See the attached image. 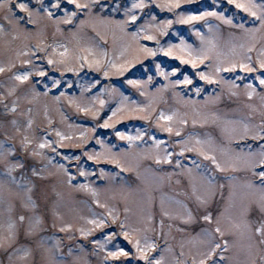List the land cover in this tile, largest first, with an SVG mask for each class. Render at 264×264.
<instances>
[{"label":"snow or ice","instance_id":"6c2138e0","mask_svg":"<svg viewBox=\"0 0 264 264\" xmlns=\"http://www.w3.org/2000/svg\"><path fill=\"white\" fill-rule=\"evenodd\" d=\"M0 53V264H264V0H0Z\"/></svg>","mask_w":264,"mask_h":264},{"label":"rangeland","instance_id":"374dc122","mask_svg":"<svg viewBox=\"0 0 264 264\" xmlns=\"http://www.w3.org/2000/svg\"><path fill=\"white\" fill-rule=\"evenodd\" d=\"M206 0H201V3H205ZM188 7H196V5H191V6H188ZM232 10L230 9V12ZM243 15V14H241ZM176 29H178L185 37L186 39L189 40V42H192L194 41L196 38L194 36L191 35V33L189 32L188 30V27L187 26H184V25H175L174 26ZM206 31V30H205ZM49 40L52 39L51 35H49L48 37ZM58 40H63L62 37H57ZM7 59L6 55L4 53H0V63L4 62L5 60ZM160 59L162 61H164L165 63H169V64H173V65H176L178 64V61H175V60H171L169 58H164V57H160ZM137 68H139V65H137ZM182 68L185 70V71H188L190 74H191V69L188 67V66H182ZM55 76L59 77V73H53ZM7 73L5 74H0V83H6L7 82ZM99 74L95 73L94 71H90L88 70L87 68H85L84 70H82V72L80 73L79 76H76L74 75L73 73H66L65 74V77L64 79L65 80H68V81H73V82H79V84H87L89 80H91L92 78L94 77H98ZM136 75H140L139 72H136ZM123 77H111L110 80H104V83H115L117 87H120L122 91H125L126 94H130L131 97L133 99H137L138 101H144V97H140L139 94L136 92V90L134 88H131V86H127V85H123L122 81H123ZM202 83V82H200ZM103 86V85H101ZM63 91H69L68 89L64 88V89H61ZM218 90V89H217ZM94 91H98V89L94 90ZM209 92L213 91L212 88H209L208 89ZM70 93H75L76 95H79V88L77 87H73L71 90H70ZM53 95H57L58 93L55 92V90H53L52 92ZM105 98L107 99V95L105 94ZM241 99H243V97H241ZM48 103L51 105L52 104V101L51 99L49 98L48 100ZM62 105H63V109L64 111L67 113V115L70 117V122H74L76 124H83V125H86V126H91L92 124V121H91V118L89 117H85L83 116L82 114H76L74 112V110L70 109L67 105V103L65 101H61ZM171 103V101H170ZM226 105L230 108H236L237 105L235 103H232L231 101H228L227 99H225L224 101H222L218 107L221 109V110H225V107ZM22 107H24V103H22L21 105ZM112 106L114 107L115 104L113 103ZM177 107H181V110L182 111H188L189 109H185L183 108L182 106L180 105H175ZM246 112L247 110L246 109H243V107L241 106L240 110L238 112H229V116L231 118H238V117H243L246 115ZM52 115V117L54 118V120L57 122V126L60 127L62 130H67L66 129V126L64 124H61L59 123L60 121V117L59 115L55 112V111H52L50 113ZM104 113L102 112V115ZM256 119V118H254ZM43 121V115H42V112L36 116L35 118V125L34 127L36 128V134L37 136L40 135V133L42 132V130L47 127V125L45 123H42ZM137 127H145L144 125V122L138 120V119H132V120H124L122 121L120 124L117 125V129L118 130H121V131H130L132 132L133 134H135V130ZM196 131L200 132V133H204V132H208L212 135H218V130L209 126L207 128H200L199 126H197V129ZM96 135H100L102 139H104L105 141H111L112 143H118L120 144L121 146H124V142H120V141H117L115 136H114V133L111 129H98L97 130V133ZM160 135L161 138L163 139H166V134H158ZM53 139H55L54 137V134H53ZM14 143H16V141H14ZM94 144V141L92 142ZM96 149L99 150V145H95ZM62 151H65V152H68V151H74V150H71V149H63ZM23 155V154H21ZM87 166L89 168L93 167V163L92 162H87ZM104 167L108 168V169H111V170H115L113 166L111 165H104ZM125 176H131L132 174L131 173H125L124 174ZM166 193L171 196L173 195V193L168 190V189H165ZM102 200L105 199V194H101V197H100ZM77 199L79 200H82V201H85L86 203H83V204H79V205H76L74 210L73 209H70V208H66V207H62L61 208V212L62 214L65 216L66 219H73L74 216H78V215H89V212H88V205L91 203V200H90V197L84 193H80L77 197ZM117 201H119V196H117ZM116 202V201H114ZM119 206L123 207L122 203L119 204ZM174 207V206H173ZM92 208L99 212L101 211L100 209L96 208L95 205H92ZM121 215H123V212L121 211ZM159 217L157 216V221H158ZM62 235V234H61ZM95 235L99 236V232L95 233ZM79 239V237H77ZM180 240V236L177 234L176 235V240H170V243L173 244L174 247H176L177 245V242ZM65 243H68V241H65ZM121 243L122 244H125V242H123L122 240V237H121ZM126 247H130V246H127L125 244ZM161 246L162 243H161ZM176 251L178 252L179 251V248L176 247ZM170 258V255L169 254H166V260ZM121 259H124V258H121Z\"/></svg>","mask_w":264,"mask_h":264}]
</instances>
